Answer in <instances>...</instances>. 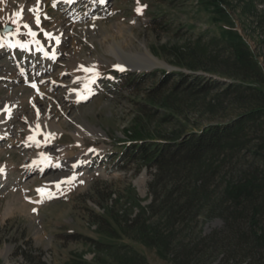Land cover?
<instances>
[{
	"label": "rangeland",
	"instance_id": "rangeland-1",
	"mask_svg": "<svg viewBox=\"0 0 264 264\" xmlns=\"http://www.w3.org/2000/svg\"><path fill=\"white\" fill-rule=\"evenodd\" d=\"M68 2L0 0V28L13 26L0 33V42L32 40L23 27L28 24L48 53L35 43L29 44L35 52L0 48L6 66L0 70V115L18 106L12 131L0 138V163L15 165L0 174V264H125L134 254L135 264H239L241 257L227 261L221 244L206 240L226 226L223 212L231 203L224 188L233 167L216 154L213 163L150 168L126 157L124 147L170 143L246 110L228 90L238 79L226 73L228 54L214 41L220 34L215 29L228 23L198 0ZM222 2L264 70V0ZM21 6L26 20L17 16ZM33 8L39 9V26ZM113 23L130 33L122 43L127 53L146 52L157 66L115 67L102 37V27ZM81 66H94L98 74ZM72 89L77 96L71 97ZM44 117L59 129L35 133L40 143L29 145V123ZM46 152L59 167L30 172L28 163ZM41 184L54 195L37 203ZM151 226L158 244L166 239L165 253L140 241L141 227L153 237Z\"/></svg>",
	"mask_w": 264,
	"mask_h": 264
},
{
	"label": "trees",
	"instance_id": "trees-1",
	"mask_svg": "<svg viewBox=\"0 0 264 264\" xmlns=\"http://www.w3.org/2000/svg\"><path fill=\"white\" fill-rule=\"evenodd\" d=\"M198 1L206 9L212 8L209 12L213 17L228 23V28L219 26L215 29L220 34L214 36V41L223 43L228 54L226 73L238 79L229 83L228 90L236 93L237 100L246 105V110L226 123L208 125L191 135L178 136L170 143L133 141L124 145L125 155L150 168H163L174 161L202 165L216 154L221 156L225 166L233 167L224 188V200L231 206L223 212L227 213L225 228L206 240L220 243L227 253V261L241 257L239 264H264V70L250 45L235 29L222 0ZM242 153L245 158L249 157L244 163ZM195 193H199L198 190L194 196ZM152 229L153 237L141 227L140 241L151 247L157 245L165 253L166 239L161 237L158 244L157 230ZM138 258L134 254L125 264H135ZM143 259L147 261L145 256Z\"/></svg>",
	"mask_w": 264,
	"mask_h": 264
},
{
	"label": "bare ground",
	"instance_id": "bare-ground-1",
	"mask_svg": "<svg viewBox=\"0 0 264 264\" xmlns=\"http://www.w3.org/2000/svg\"><path fill=\"white\" fill-rule=\"evenodd\" d=\"M61 1H63V0H61ZM76 1L77 0H69V2L71 4L66 5V6L72 7L76 3ZM90 1L91 2L97 1L99 4L106 2V0H90ZM18 9L19 10H16L17 11L16 13L17 14L19 13V15H17V16L21 17V19L23 18L26 20L29 15L25 13V11L23 10V6L19 7ZM102 28L104 30V32L102 33V37L104 39H107V41L110 43L109 44L110 45L109 46V53H111L113 56H115V58L118 61L117 64L119 66H121L122 69L130 68V67L140 68V69H145V68L150 69V68L157 66V64H158L157 59L153 58L148 53L146 54V52L145 53H142V52L127 53L124 50V48L122 47V43L125 41H128L130 33L120 23H113V24L106 26V27L103 26ZM52 31H54V30H51L50 33H52ZM43 48H44L43 52H45V46H43ZM34 49L35 48H33L32 46H30V47L28 46V48H26V50L32 51V52H35ZM90 62L92 64L94 61L92 62L90 60ZM4 65L0 64V70H6V66H4ZM12 77L17 79V77H14V76H12ZM77 77L78 76L75 77V80L77 79L79 82L80 79H78ZM77 95H78L77 91L75 89L74 90L72 89L71 97L77 96ZM17 107L18 106L11 104L7 108V110H8L7 113L4 115H0V122H1V124H0V138L7 137L6 134L10 133L12 131L11 130L12 123L15 121V119L17 118L16 116L18 114ZM36 123H38V124H33L32 122L29 123L28 132H29L30 136L34 137L35 133H38L39 131H43V132L49 131V133H50V132H52V131H50V128H52V127H54L55 129H59L58 125H56L54 122L50 121L48 117L39 118ZM37 125H39L41 128H43V130L37 129ZM34 141H36V140H34ZM34 141H30V143H28V144L31 145V143H34ZM40 154L41 153H37L34 156L32 162L28 163L27 168H28V170H31L30 172H34V171L37 172L38 170H42L44 167H46V169L48 167H51V168L53 167L52 169L57 168L56 163H59V161L56 159V157L54 155L46 152V153H43V154H45L44 157H41ZM34 161H37V163L35 165L33 164ZM0 168L3 169V172H0V174L3 175V173L8 172V170L15 168V165L13 164V162L12 163H0ZM50 169H48V170H50ZM40 188L46 189V184H41ZM46 190H48V189H46ZM12 205H13L12 202H8V207L6 208L7 211H9L11 209L10 206H12Z\"/></svg>",
	"mask_w": 264,
	"mask_h": 264
},
{
	"label": "snow or ice",
	"instance_id": "snow-or-ice-1",
	"mask_svg": "<svg viewBox=\"0 0 264 264\" xmlns=\"http://www.w3.org/2000/svg\"><path fill=\"white\" fill-rule=\"evenodd\" d=\"M39 2V0H38ZM53 6H55V2L53 4ZM142 9L141 8H137V12H140ZM30 11L34 12L36 15H35V23L37 26L40 25L41 21H40V15H39V9L38 8H33V9H30ZM19 15V13L17 14ZM47 18V17H45ZM13 23H15V21H13ZM23 27L25 29H27V32H26V35H29L30 37H32L33 39L30 40V41H26V42H21L19 40H17L15 43H12L11 41H8L6 44L4 42H0V48H3L5 46L11 48V47H19V48H22V49H26L28 48L29 44L30 43H35L37 46H38V50L39 51H44V48L43 46L40 44V41L39 40H36L35 37L37 36V32L32 30V28L28 25V24H24ZM41 31H43V29H41ZM44 35L45 37H47L49 40H52V39H55L56 40V43L58 44L60 42L59 40V37H53L50 33H48L47 31H44ZM44 54L47 56L48 53L45 51ZM115 67L119 68L120 70H123L121 68V66L119 65H116ZM81 69H83L84 71L86 72H90L92 73L93 77H95V75H97L98 73L96 72L94 66L93 67H89V68H85L84 66H81ZM36 85L33 84V87H35ZM37 129H39V125H37ZM48 135H51V134H48ZM30 141H34V137L33 136H29L28 138ZM37 145H39V141H34ZM47 142V137H46V141ZM90 151H94L92 149H90ZM41 157H44L45 154L41 153L40 154ZM37 163V161H34L33 164L35 165ZM57 167L59 165H56ZM75 167V165H73ZM0 172H3V169L0 168ZM69 180H75V176L71 177V178H65V180L63 181H60L56 184L57 187L60 186V183H65V182H68ZM82 182V181H81ZM37 193L40 195L41 199L36 201L37 203H41L43 202V199L46 197V198H52V196L54 195L53 193H51L50 191L49 192H46L44 188H38L36 189ZM33 211H35V209H33Z\"/></svg>",
	"mask_w": 264,
	"mask_h": 264
},
{
	"label": "water",
	"instance_id": "water-1",
	"mask_svg": "<svg viewBox=\"0 0 264 264\" xmlns=\"http://www.w3.org/2000/svg\"><path fill=\"white\" fill-rule=\"evenodd\" d=\"M11 30H13V27L10 26V25H6L4 28H1V29H0V32H1V33H6V32H9V31H11Z\"/></svg>",
	"mask_w": 264,
	"mask_h": 264
}]
</instances>
